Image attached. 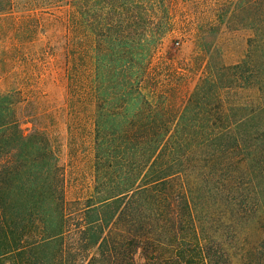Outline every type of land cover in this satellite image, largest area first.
Wrapping results in <instances>:
<instances>
[{"label":"trees","instance_id":"obj_1","mask_svg":"<svg viewBox=\"0 0 264 264\" xmlns=\"http://www.w3.org/2000/svg\"><path fill=\"white\" fill-rule=\"evenodd\" d=\"M65 1L68 103L94 111V187L68 199L51 139L26 135L16 98L0 93V264H231L214 237V198L243 213L260 205L241 181L264 179V95L230 96L259 84L264 0L256 15L249 1L246 57L208 62L184 97L181 70L155 61L172 23L166 0ZM246 252L243 264H264V240Z\"/></svg>","mask_w":264,"mask_h":264},{"label":"rangeland","instance_id":"obj_2","mask_svg":"<svg viewBox=\"0 0 264 264\" xmlns=\"http://www.w3.org/2000/svg\"><path fill=\"white\" fill-rule=\"evenodd\" d=\"M29 1L17 0L10 11L2 10L0 4V93L16 98L17 118L26 135L41 130L51 139L66 173L68 199L86 197L95 181L94 111L72 114L69 108L64 43L69 8L64 0L42 12L35 8L39 0ZM166 1L170 10L164 15L172 23L155 61L181 70L178 93L184 97L204 76L208 62L227 65L246 57L248 38L254 33L250 17L252 11L259 14L261 0L252 11V0ZM257 65L262 72L259 84L235 90L230 97L257 103L264 95L258 91L264 84V57ZM241 184L260 203L251 211L217 205L214 198V237L229 252L231 264H243L248 247L264 240V179L246 175ZM210 187L214 193L220 190Z\"/></svg>","mask_w":264,"mask_h":264}]
</instances>
